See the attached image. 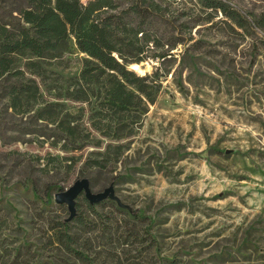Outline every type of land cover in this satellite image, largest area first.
Returning a JSON list of instances; mask_svg holds the SVG:
<instances>
[{
    "label": "rangeland",
    "instance_id": "374dc122",
    "mask_svg": "<svg viewBox=\"0 0 264 264\" xmlns=\"http://www.w3.org/2000/svg\"><path fill=\"white\" fill-rule=\"evenodd\" d=\"M220 1L226 12L164 0L145 21L149 39L137 50L121 44L159 85L121 140L91 127L87 104L63 97L88 58L73 42L58 58L14 56L21 68L39 65L41 98L13 115L0 89V264H264V0ZM131 3L115 0L108 12ZM16 6L0 0V12L16 15ZM52 103L57 120L68 114L78 125L75 144L49 136L58 122L36 117ZM91 152H106L100 167L86 164ZM83 177L93 192L111 185L130 214L119 216L121 237L86 232L77 217L98 224L117 205L91 211L78 195L67 230L71 248L89 256L80 260L58 241L69 211L54 194Z\"/></svg>",
    "mask_w": 264,
    "mask_h": 264
},
{
    "label": "trees",
    "instance_id": "16d2710c",
    "mask_svg": "<svg viewBox=\"0 0 264 264\" xmlns=\"http://www.w3.org/2000/svg\"><path fill=\"white\" fill-rule=\"evenodd\" d=\"M17 1L18 6L13 10L16 15L0 12V89L6 108L13 115L22 114L38 105L41 98L34 77L39 75V65L29 61L25 64L27 69L21 68L14 63V56L29 53L37 58H58L73 42L88 58L83 59L80 73L69 78L63 97L90 107L88 120L94 130L114 140L131 136L147 113L148 104L154 102L159 85L147 74L139 75L128 67L138 59L125 53L121 44L126 43L137 50L135 45L141 36L145 40L149 39L148 28H143L148 25L145 21L150 16L160 14L161 2L164 0H132L119 13L108 12V9L116 7L115 0H89L86 3L81 0ZM198 1L206 8L226 12L220 0ZM121 14L128 15L130 20L137 18L139 21L134 26L129 21L123 23ZM60 105H44L37 111L36 117L49 123L58 122L57 131L49 136L75 144L78 125L73 123L74 120L68 114L57 120L58 114L51 110ZM116 147L120 150L123 145L118 144ZM106 157V152H91L86 164L100 167ZM105 200L110 202L109 206L114 205L115 201L106 198L97 204L88 202L89 209L94 211V207L102 206ZM126 209L115 206L111 212L103 215L104 220L98 224L84 221L80 216V219L76 218L77 213L72 220L76 218L86 232L100 228L101 232L108 234V238L117 232L121 237L125 230H121L119 221L122 220L119 216L130 214ZM131 219L137 221L140 217L131 213ZM70 221L63 223L66 230ZM74 238L67 230L60 233L58 241L76 258L82 260L89 257L83 251L71 248ZM22 249V246L17 248V255Z\"/></svg>",
    "mask_w": 264,
    "mask_h": 264
},
{
    "label": "water",
    "instance_id": "95a60500",
    "mask_svg": "<svg viewBox=\"0 0 264 264\" xmlns=\"http://www.w3.org/2000/svg\"><path fill=\"white\" fill-rule=\"evenodd\" d=\"M131 66V65H130ZM130 69L135 70L134 68L130 67ZM145 72L143 73V75ZM81 193L84 194V197L90 204H97L103 199H111L116 202V204L120 207L126 208L120 199L114 194L113 187L110 185L105 187L102 191L93 192L90 188L89 180L85 177L77 179L73 182L71 186L63 191H58L54 194V200L58 204H66L67 209L69 211V216L67 217V221L72 220V218L76 214V207H75V199Z\"/></svg>",
    "mask_w": 264,
    "mask_h": 264
},
{
    "label": "bare ground",
    "instance_id": "6f19581e",
    "mask_svg": "<svg viewBox=\"0 0 264 264\" xmlns=\"http://www.w3.org/2000/svg\"><path fill=\"white\" fill-rule=\"evenodd\" d=\"M131 67L137 70L140 74H143L145 71H149V67H145V69H142L138 64H131Z\"/></svg>",
    "mask_w": 264,
    "mask_h": 264
}]
</instances>
